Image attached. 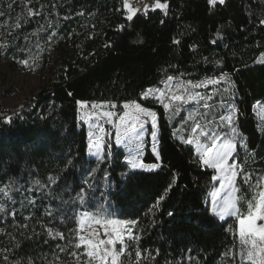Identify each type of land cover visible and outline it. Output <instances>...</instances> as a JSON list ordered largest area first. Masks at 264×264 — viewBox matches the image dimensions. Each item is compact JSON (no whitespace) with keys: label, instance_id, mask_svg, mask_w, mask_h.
I'll use <instances>...</instances> for the list:
<instances>
[{"label":"trees","instance_id":"16d2710c","mask_svg":"<svg viewBox=\"0 0 264 264\" xmlns=\"http://www.w3.org/2000/svg\"><path fill=\"white\" fill-rule=\"evenodd\" d=\"M149 2L129 21L123 0H0V59L29 70L54 59L46 85L0 108V264H76L74 230L85 211L137 221L126 264H137L136 250L138 264H238L224 256L234 250L228 223L210 211L214 171L140 94L168 76L198 83L231 74L236 158L253 178L264 176V0ZM132 100L158 114L160 159L150 135L143 158L160 165L154 171L132 170L115 147L104 162L88 159L78 102L122 113ZM237 183L240 195L251 193L242 177Z\"/></svg>","mask_w":264,"mask_h":264},{"label":"snow or ice","instance_id":"6c2138e0","mask_svg":"<svg viewBox=\"0 0 264 264\" xmlns=\"http://www.w3.org/2000/svg\"><path fill=\"white\" fill-rule=\"evenodd\" d=\"M208 2L216 4L217 0H208ZM219 3H225V0H219ZM123 6L129 13L127 19L131 21L138 10L129 3V0H123ZM167 7L168 4L161 3L160 0H156L154 5L156 9H167ZM173 80L174 77L168 76L163 82L164 88H149L140 94V99L152 98L163 107L165 112H171L173 115H179L184 105L190 103L195 105L188 111L185 120V127L190 129L187 137L181 135L178 138L181 143L194 147L197 164L213 170L215 174L212 175L211 180L219 182V187L209 193L210 211L220 221L228 223L227 230L234 239V250L225 252L224 256L238 261V264H264V176L253 178L236 158V147L233 142L238 135L234 119L236 109L232 106L227 115L219 116L220 123H214L212 119H208L209 111L212 109L209 101L213 97L203 96L199 92H193L192 89L206 87L208 84H216L219 81L209 79L200 84H192L188 81L186 84L173 85L171 83ZM78 104L81 108H87L85 102H78ZM116 108L117 105L112 103H92L91 109L103 110L85 111L80 117L81 121L89 123L90 128L95 129L88 132L89 147L95 149L92 155L98 161L104 162L111 154L110 151H106V148L110 149L111 145L105 140V136L111 137V133L107 132L102 124V121L106 120L115 129L116 144H122L128 149L126 157L128 167L133 170L159 168L158 163L146 165L141 159L148 124L151 127L149 134L153 153L157 160L160 159L156 147L159 143L157 112L143 107L136 100L123 103L122 113L111 110ZM200 108L205 111L201 112ZM5 120L11 122L10 117H5ZM205 120L206 123L203 122ZM225 126L231 129L232 138L222 137L221 130ZM173 136H176V133H173ZM238 177H242L243 184L251 189L249 195H240L241 187L237 183ZM172 183H175V180ZM163 199L164 196H161L160 200ZM159 202L158 200L157 205ZM0 211H3V208H0ZM229 219L232 223H229ZM136 224L135 220L105 219L87 211L83 212L76 221L74 230L76 242L73 246L78 250L82 249L81 252H72V255L76 257V264H126L125 257L130 256L129 249L132 247L128 241L140 239L134 234L133 226ZM93 225L104 228L103 236ZM56 235L61 239L64 238L62 233ZM64 250L61 249V251ZM141 256V251L136 250L137 264Z\"/></svg>","mask_w":264,"mask_h":264},{"label":"rangeland","instance_id":"374dc122","mask_svg":"<svg viewBox=\"0 0 264 264\" xmlns=\"http://www.w3.org/2000/svg\"><path fill=\"white\" fill-rule=\"evenodd\" d=\"M219 2V0H217ZM129 3L135 7L138 11L135 16L138 14L144 13L147 9H149L150 2L149 0H129ZM147 6V9H146ZM127 11V9L125 8ZM127 14L129 15L128 11ZM127 15V16H128ZM134 16V17H135ZM133 17V18H134ZM53 58L46 59L45 62L43 60L40 61V64L34 66L33 69H24V67H11L6 61H3L0 59V108L2 110H8L12 109L18 105H20L22 102L25 101L26 98L30 95L32 90L38 89L43 87L47 84L49 80V72L53 66ZM260 62H264V55L260 58ZM212 80H218L219 83L216 84H208L206 87L202 86L200 88L192 89L193 92H199L203 96H212L213 99L209 101V103L212 105V109L209 111L208 119H212L214 123H220L219 116L220 115H227L230 108L232 106L235 107V85L233 76L231 74H225L220 77L211 78ZM209 79L204 80L203 82H206ZM188 81L182 80V79H176L171 82L173 85L176 84H186ZM202 82V81H201ZM193 83L192 84H200ZM164 88L165 84L162 83L160 86L154 87V88ZM189 87H191L189 85ZM152 99V98H149ZM154 100V99H153ZM87 104V108H81L79 105V122L81 125H84L87 132V138H88V132L90 130H95L94 127L90 128L89 123H85L81 121L80 117L84 114L85 111H102L103 109H91V104ZM109 104V103H105ZM113 104V103H112ZM223 104V106H222ZM195 105L190 103L188 105H184L181 108V111L179 115H173L171 112H166V118L169 123V125L174 128V133H176V138L179 140V136L183 135L187 137L190 129L185 127V120L188 116V111L192 108H194ZM259 108V107H258ZM257 108V109H258ZM236 109V107H235ZM112 111L116 112V109H111ZM201 112H204L205 110L203 108H200ZM257 113L260 114L259 109L257 110ZM237 111L234 113V119L235 124L237 126L236 121ZM206 123V120L203 121ZM102 124L107 132L111 133V137L105 136V140L108 144L111 145L110 149L106 148V151L112 150V147H115L119 150H122L125 159L124 162H126V157L128 155V149L124 145H118L115 142V129L107 123L106 120L102 121ZM211 127V126H210ZM151 127L150 124L146 125V132H145V147L143 151V156L141 159L143 160L144 155L146 153V150L148 148V142L147 138L150 135ZM223 132H221L222 137L224 138H232L231 129L227 126H225L222 129ZM149 145L150 150L153 152L152 147V141L151 137L149 136ZM158 139H159V128H158ZM180 141V140H179ZM157 150L159 151V143L156 145ZM95 151V149L89 147V140H88V159L95 160L96 157L92 155V153ZM154 154V153H153ZM155 155V154H154ZM133 170V169H132ZM150 169L144 168V169H136L134 171H145L149 172ZM215 184V188L219 187V182H213ZM223 195V194H222ZM211 200V198H210ZM211 206V203H210ZM217 218V217H216ZM117 219V218H116ZM219 220V219H218ZM230 220V219H229ZM220 221V220H219ZM223 222V221H221ZM97 229V231L103 236L104 228L99 225H93ZM132 241H128V244H130ZM119 247V245H117Z\"/></svg>","mask_w":264,"mask_h":264},{"label":"crops","instance_id":"0c3cea01","mask_svg":"<svg viewBox=\"0 0 264 264\" xmlns=\"http://www.w3.org/2000/svg\"><path fill=\"white\" fill-rule=\"evenodd\" d=\"M156 157V156H155ZM155 169H151V170H149V171H154Z\"/></svg>","mask_w":264,"mask_h":264}]
</instances>
